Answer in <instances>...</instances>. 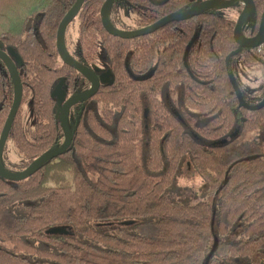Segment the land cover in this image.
<instances>
[{
    "label": "trees",
    "instance_id": "obj_1",
    "mask_svg": "<svg viewBox=\"0 0 264 264\" xmlns=\"http://www.w3.org/2000/svg\"><path fill=\"white\" fill-rule=\"evenodd\" d=\"M105 1H85L72 55L92 69L101 56L112 79L71 108L65 153L24 180L0 176V264H264V149L245 137L264 128V106L251 108L264 95L249 101L234 75L238 62L264 68L261 45L239 50L236 21L217 9L121 38L102 24ZM198 1L115 0L110 14L124 4L139 28ZM75 2L0 0V47L19 58L24 87L10 133L23 156L11 164L17 171L64 143L57 87L67 98L89 87L56 45ZM253 2L256 35L264 0ZM14 94L0 60V135ZM27 101L34 124L24 122ZM185 158L211 201L187 205L169 195ZM242 221V239L230 240Z\"/></svg>",
    "mask_w": 264,
    "mask_h": 264
},
{
    "label": "water",
    "instance_id": "obj_2",
    "mask_svg": "<svg viewBox=\"0 0 264 264\" xmlns=\"http://www.w3.org/2000/svg\"><path fill=\"white\" fill-rule=\"evenodd\" d=\"M85 1L86 0H76L72 8L67 12V14L61 20L59 27H58V31H57V50L62 60L65 63L77 69L81 74H83L86 77V79L91 83V87L87 91L79 95L73 96L69 99H65V91L61 88V85L58 86L57 94H58V100L60 103L59 120H60L62 129H63V132H64V143L60 147L52 151H49L37 157L36 159H34L30 163V165L27 166L24 170L16 171V172L10 171L7 168H5V166L2 164L1 157H2V152L9 140L10 132L14 124L16 115L22 105L24 87H23L21 76H20V73L17 67V63L12 57V55L15 54L14 51L10 50L8 53L5 50L1 49L0 47V59L4 62L9 72L11 73L14 86H15L14 101H13L11 110L9 112L8 118L6 120V123L4 125V128L0 136V176L5 179L12 180V181L24 180L30 177L32 174H34L48 160L55 159L59 157L60 155H62L63 153H65L71 147L73 143V133H72V130L69 124V118H68L70 108L78 103H84L85 101L89 100L91 97H93L98 92L101 84L109 80V76H110L109 71L102 74L99 77L98 74H96L91 68H89L88 66L80 63L78 60L73 58L71 54L68 52L66 45H65V34L67 31V28L72 22L76 20L79 13L81 12V9ZM114 1L115 0H106L104 2L102 9H101L102 24L104 28L112 35L119 36L121 38H127V39L153 33L170 22L186 20L204 9L223 10V9H226V8H229L235 5L236 2L245 1L244 8L242 12L240 13L238 20L236 22L235 28H234V38L239 45V50L240 49L242 50V48H250V47L259 46L264 43V33H262V30L264 29V13L262 16V22L260 26L261 32L259 34L253 37H248V36H245L243 33V26H245L247 20L249 19L250 17L249 14L253 13L254 11V2H253L254 0L198 1V2H195L191 6V8L185 11L168 14L148 26L140 27L136 29H130V30L118 28L112 23L111 17H110V11H111V7ZM263 106H264V99H263V102H261L258 105H254L251 108L260 109ZM216 245H217V240L215 242V246L210 255L214 253L216 249Z\"/></svg>",
    "mask_w": 264,
    "mask_h": 264
},
{
    "label": "rangeland",
    "instance_id": "obj_3",
    "mask_svg": "<svg viewBox=\"0 0 264 264\" xmlns=\"http://www.w3.org/2000/svg\"><path fill=\"white\" fill-rule=\"evenodd\" d=\"M244 2L245 1L236 2L235 5L223 9V14L226 17L236 21L242 11ZM110 17L120 28L133 29L137 27L136 14L129 10L124 4L118 3L117 7L114 8L110 14ZM250 26L251 25L249 23L243 26L244 35H252ZM78 35L79 20L76 19L69 25L65 34L66 45L70 52L74 51L75 44L78 40ZM255 51L264 58V45L259 46ZM94 66L97 70L103 71L106 69V61L101 56H98ZM234 75L237 89L239 91L244 90L246 96L250 98L249 101L258 102V99L264 95V68L249 66L238 62L236 63ZM177 96L176 97L179 99L180 91H178ZM23 108L25 124H34L30 102L27 101ZM187 111L189 112L190 110ZM190 113L195 116V119L200 120L197 123L204 124V117L199 115V113ZM70 116L71 113L69 112L68 118H70ZM237 131L238 129H236L235 132ZM245 137L259 140L263 146L262 149H264V128L248 131ZM1 159L3 165L6 166L8 170L13 172H16L17 169L12 167L11 164L22 163L23 156L17 152L16 147L11 139L8 140L3 150ZM168 193L175 201L187 205H192L203 201H211L209 194L207 193V183L201 177V175L195 171L190 158H185L183 160L180 170L175 177V182ZM244 226L245 223L243 221L240 222L236 230L230 236V240L233 239L234 241H238L242 239ZM242 264H251V260L243 261Z\"/></svg>",
    "mask_w": 264,
    "mask_h": 264
},
{
    "label": "flooded vegetation",
    "instance_id": "obj_4",
    "mask_svg": "<svg viewBox=\"0 0 264 264\" xmlns=\"http://www.w3.org/2000/svg\"><path fill=\"white\" fill-rule=\"evenodd\" d=\"M243 8H244V6H243ZM243 8H242V10H243ZM111 12V11H110ZM242 12V11H241ZM251 14H253V13H251ZM250 15V14H249ZM263 16V15H262ZM239 17V16H238ZM250 18V17H249ZM237 20H238V18H237ZM237 20H236V22H237ZM249 20V19H248ZM248 20H247V22H246V24L248 23ZM261 22H262V18H261ZM261 26V25H260ZM259 26V27H260ZM137 28V27H136ZM136 28H133V29H136ZM140 28V27H139ZM121 29H125V28H121ZM243 29H244V27H243ZM125 30H130V29H125ZM261 32V29H259V32L257 33V34H259ZM243 33H244V30H243ZM262 33H264V29L262 30ZM256 34V35H257ZM256 35H250V36H248V37H253V36H256ZM246 36V35H245ZM56 45H57V40H56ZM65 45H66V41H65ZM261 45H264V43L263 44H261ZM256 47V46H255ZM66 48H67V45H66ZM67 50H68V52L71 54V56L73 57V55H72V53L74 52H70L69 51V49L67 48ZM9 53V52H8ZM59 53V52H58ZM60 55V54H59ZM12 57H13V59L16 61V63H17V67H18V65H19V58L17 59L16 57H14V54L12 55ZM61 58V57H60ZM73 58H75V57H73ZM76 59V58H75ZM1 60V59H0ZM61 60H62V58H61ZM2 61V60H1ZM63 61V60H62ZM3 62V61H2ZM64 62V61H63ZM4 63V62H3ZM95 64V63H94ZM94 64L92 65V67H93V71L95 72V70H97L96 68H95V66H94ZM6 66V65H5ZM90 68V67H89ZM8 69V68H7ZM19 70V69H18ZM110 72V76H109V80L107 81V82H103V83H108V82H110L111 81V79H112V71L111 70H107V67H106V69L105 70H103V71H99V70H97V72H95L96 74H98V76L100 77L102 74H104V73H106V72ZM11 74V73H10ZM12 77V76H11ZM12 80H13V78H12ZM102 83V84H103ZM13 84H14V82H13ZM101 84V85H102ZM91 87V83L89 82V87H88V89ZM58 88V87H57ZM87 89V90H88ZM86 90V91H87ZM56 92H57V90H56ZM14 93H15V86H14ZM24 95V94H23ZM57 97H58V94H57ZM65 99H69V98H67L66 97V93H65ZM14 101V100H13ZM59 101V100H58ZM88 101V100H87ZM23 102V101H22ZM86 102V101H85ZM84 102V103H85ZM263 102V101H262ZM13 104V103H12ZM25 104V103H24ZM78 104H83V103H78ZM77 105V104H76ZM24 106V105H23ZM75 106V105H74ZM74 106H72V107H74ZM12 107V106H11ZM21 107H22V105H21ZM20 107V108H21ZM71 107V108H72ZM71 108H70V110H71ZM70 110H69V112H70ZM69 115V114H68ZM11 133V132H10ZM1 136V135H0ZM9 139H10V136H9ZM3 153V152H2ZM2 160V159H1ZM3 164V163H2Z\"/></svg>",
    "mask_w": 264,
    "mask_h": 264
},
{
    "label": "bare ground",
    "instance_id": "obj_5",
    "mask_svg": "<svg viewBox=\"0 0 264 264\" xmlns=\"http://www.w3.org/2000/svg\"><path fill=\"white\" fill-rule=\"evenodd\" d=\"M65 63V62H64ZM67 64V63H66ZM69 65V64H68ZM70 66V65H69ZM77 70V69H76ZM83 75V74H82ZM84 76V75H83ZM85 77V76H84ZM86 78V77H85ZM87 80V79H86ZM88 81V80H87ZM89 82V81H88ZM24 94V93H23Z\"/></svg>",
    "mask_w": 264,
    "mask_h": 264
}]
</instances>
